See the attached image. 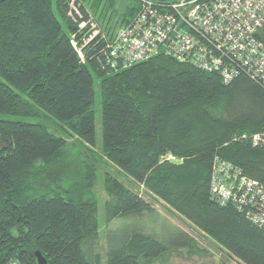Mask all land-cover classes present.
I'll use <instances>...</instances> for the list:
<instances>
[{
    "label": "trees",
    "instance_id": "16d2710c",
    "mask_svg": "<svg viewBox=\"0 0 264 264\" xmlns=\"http://www.w3.org/2000/svg\"><path fill=\"white\" fill-rule=\"evenodd\" d=\"M111 4L0 0V264H36L35 251L48 264H101L96 199L72 188L36 193L30 183L38 165L58 160L65 131L89 149L96 146L95 79L101 150L114 168L103 177L106 222L154 215L133 188L141 185L229 258L264 264V231L210 196L215 159L264 184V143L251 142L264 133V89L243 75L225 83L163 54L110 69ZM137 11L134 0L118 25ZM88 18L100 28L91 40L89 26L80 28ZM256 38L264 44V22ZM174 229L169 243L141 228L109 240L106 264H145L173 250L193 251V238Z\"/></svg>",
    "mask_w": 264,
    "mask_h": 264
},
{
    "label": "built area",
    "instance_id": "2783aa9c",
    "mask_svg": "<svg viewBox=\"0 0 264 264\" xmlns=\"http://www.w3.org/2000/svg\"><path fill=\"white\" fill-rule=\"evenodd\" d=\"M135 1L137 13L106 45L110 69L163 54L216 73L225 83L243 75L264 89V44L256 38L264 22V0ZM251 142L264 143V133L253 134ZM210 196L221 205H233L264 231V184L238 167L214 160Z\"/></svg>",
    "mask_w": 264,
    "mask_h": 264
},
{
    "label": "rangeland",
    "instance_id": "374dc122",
    "mask_svg": "<svg viewBox=\"0 0 264 264\" xmlns=\"http://www.w3.org/2000/svg\"><path fill=\"white\" fill-rule=\"evenodd\" d=\"M106 0H102L105 4ZM109 2V1H107ZM134 0H112L110 11L114 14L111 18L109 28H113L114 36L120 26L119 17L122 12L133 3ZM130 3V4H129ZM105 23L103 25L105 26ZM89 26L92 32L99 31L98 24L93 20L81 23ZM94 34V33H93ZM80 56L81 49L77 46ZM95 101L93 111L95 116V136L96 146L92 149L85 147L76 136L69 135L65 131L67 145L62 150L58 160L44 166L38 165L31 177L32 190L36 193H51L54 190L62 191L72 188L75 191H82L85 196H92L98 204L99 221V242L101 264H106V247L109 240L124 238L132 229L141 228L146 231L156 233V236L170 242L174 238V227H178L186 232L195 241L196 247L193 251L179 249L167 252L166 254L149 260L145 264H221L225 260L229 264H239L234 259L229 258L221 247L205 236L190 221L180 215L169 211L167 205L159 198L149 193L143 186L134 185V190L146 199L153 207L154 215L143 217L139 222L128 218L112 219L106 222L104 204L107 200L106 192L103 188V177L105 172L113 170L109 162L102 153V132H101V96L98 80L95 79ZM28 121L34 119L24 118ZM174 158L165 156L163 159Z\"/></svg>",
    "mask_w": 264,
    "mask_h": 264
},
{
    "label": "water",
    "instance_id": "95a60500",
    "mask_svg": "<svg viewBox=\"0 0 264 264\" xmlns=\"http://www.w3.org/2000/svg\"><path fill=\"white\" fill-rule=\"evenodd\" d=\"M3 147L4 146H3L2 140L0 138V149H2ZM171 162L179 164V163H181V160L171 158ZM35 259H36V264H48L45 257L39 251H35Z\"/></svg>",
    "mask_w": 264,
    "mask_h": 264
}]
</instances>
